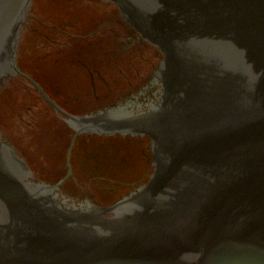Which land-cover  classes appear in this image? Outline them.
I'll return each mask as SVG.
<instances>
[{"label":"water","instance_id":"1","mask_svg":"<svg viewBox=\"0 0 264 264\" xmlns=\"http://www.w3.org/2000/svg\"><path fill=\"white\" fill-rule=\"evenodd\" d=\"M32 1L0 0V91L24 75L61 111L18 62L52 95L82 101L92 96L91 77L77 57L100 68V94L130 83L137 90L154 72L158 58L146 44L98 58L119 41L96 33L76 54L75 42L45 25L94 31L105 23L96 1ZM106 1L162 52L163 92L146 110L69 115L68 155L81 134L149 136L154 171L115 204L68 206L57 193L63 181L37 180L33 171L46 175L0 123V264H264V0ZM71 167L72 203L123 195L104 196Z\"/></svg>","mask_w":264,"mask_h":264},{"label":"rangeland","instance_id":"2","mask_svg":"<svg viewBox=\"0 0 264 264\" xmlns=\"http://www.w3.org/2000/svg\"><path fill=\"white\" fill-rule=\"evenodd\" d=\"M19 80L16 77L0 91V123L36 170L46 176L62 175L70 133L61 132L56 113ZM147 145L149 139L141 137L81 136L71 153V164L94 178L101 194L118 196L148 178L151 154Z\"/></svg>","mask_w":264,"mask_h":264},{"label":"flooded vegetation","instance_id":"3","mask_svg":"<svg viewBox=\"0 0 264 264\" xmlns=\"http://www.w3.org/2000/svg\"><path fill=\"white\" fill-rule=\"evenodd\" d=\"M96 1V3H98L99 5H101V7H104V19L103 21H105L104 24H102L101 26H99L98 28H96L94 31L91 32H84V33H74L73 31H70L68 29L65 28H61L59 27L58 24H53V25H46L47 28L49 27H55V29L61 33V35H63L64 37H67L69 42H75L76 45V54L80 53V50L85 51V49L88 47V44L90 41H95L93 40L94 38H96L95 34H100L102 33V38H108L109 40L112 39H116L117 41H119V43L121 45H124L122 47L119 46V43H117L116 48H114L113 51H108L105 52L103 55H109L114 51L120 50L122 51L123 49H126L129 47V45H138V46H142V47H146L144 46V44H147L148 49H151L154 51V55L156 58H158V63L160 64V59H161V53L159 52V50L153 46H151L150 44L144 42V40L142 39V37L135 32V30H133L128 23L126 22V20L123 18L121 12L119 11L118 7H116L114 4H110L108 2H104L102 0H94ZM101 19V20H102ZM28 25L29 23L32 21V15H30V19H28ZM27 25V26H28ZM57 43H61V41L59 39L55 40ZM53 43V41H51ZM50 43V42H49ZM51 44V43H50ZM79 46V47H78ZM120 47V48H119ZM73 48V47H72ZM60 50H64L63 48H61ZM73 50V49H72ZM102 55V56H103ZM78 62H80V64L83 66V68L85 69V72L87 74L90 75L91 77V87H92V96L88 97L86 96L84 99V101H82L79 97H72L71 95L67 94V93H62V92H57V94L54 96L52 95L49 90L46 88V86L38 80V78H36L34 75H32L28 70H26L24 67H22L20 65V67L27 72L28 74L32 75L38 82H40V84L50 93V95L55 99V101L58 103V105L68 114H74V115H86V114H92L95 112H98L99 110H103L106 107L114 104V103H118V102H131L132 98L136 97L137 98V94L138 92L144 90L145 88H149L151 87L153 84H157V72H153V74L151 75V78L147 80V82L143 84V82H139V85L141 86V88L137 89V90H132V88H134V84L130 83L129 89H125L123 92L127 91V93H120V92H115L113 93V90L111 88H109L107 90V92L104 94H100L97 90V84L95 83V75H100L101 74V70L100 68H98L97 65L91 66L88 62H85L83 60H80L81 57H77ZM78 68H81L80 66H77ZM21 81L24 82L25 78L21 77ZM27 86V88H31L34 89V87L31 84H27V82H24ZM140 94V93H138ZM57 117H58V122L59 125H61V132L63 133H70V126L68 124L70 118L68 117V115L64 114V113H56ZM63 175H54V173H52L51 175L46 176V179H42L41 177H37L38 179L41 180H45L47 182L50 183H54L56 180L62 178ZM44 178V177H43ZM75 185V180L70 176L68 179H66L64 181V183L61 185V187L58 190V193L60 194L59 196L61 197V199L63 201H65L66 203L69 201H73V197H76L74 195H71L72 192V188ZM65 188V189H64ZM79 199L80 202H84V203H89V201H95V199H92V197H84L81 196Z\"/></svg>","mask_w":264,"mask_h":264}]
</instances>
